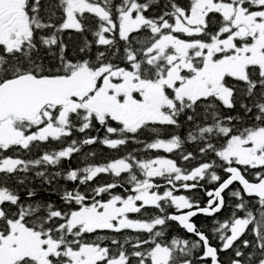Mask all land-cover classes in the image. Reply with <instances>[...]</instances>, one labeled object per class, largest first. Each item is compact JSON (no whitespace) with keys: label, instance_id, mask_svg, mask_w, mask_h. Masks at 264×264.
I'll return each instance as SVG.
<instances>
[{"label":"snow or ice","instance_id":"6c2138e0","mask_svg":"<svg viewBox=\"0 0 264 264\" xmlns=\"http://www.w3.org/2000/svg\"><path fill=\"white\" fill-rule=\"evenodd\" d=\"M0 264H264V0H0Z\"/></svg>","mask_w":264,"mask_h":264}]
</instances>
